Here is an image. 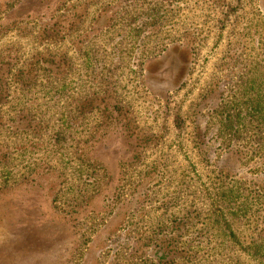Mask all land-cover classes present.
Returning <instances> with one entry per match:
<instances>
[{
	"label": "rangeland",
	"instance_id": "374dc122",
	"mask_svg": "<svg viewBox=\"0 0 264 264\" xmlns=\"http://www.w3.org/2000/svg\"><path fill=\"white\" fill-rule=\"evenodd\" d=\"M0 264H264V0H0Z\"/></svg>",
	"mask_w": 264,
	"mask_h": 264
},
{
	"label": "trees",
	"instance_id": "16d2710c",
	"mask_svg": "<svg viewBox=\"0 0 264 264\" xmlns=\"http://www.w3.org/2000/svg\"><path fill=\"white\" fill-rule=\"evenodd\" d=\"M215 223H216L218 229L220 230L221 224H222L220 222V219L215 221ZM160 243L162 245L163 251H180L179 243L176 239H171V237H169L167 239H161ZM181 245H182V242H181ZM183 248H185V247H183ZM188 251H190V250H187L184 252L188 253Z\"/></svg>",
	"mask_w": 264,
	"mask_h": 264
}]
</instances>
